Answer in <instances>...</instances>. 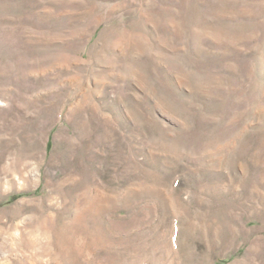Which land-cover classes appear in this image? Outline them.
<instances>
[{
	"label": "rangeland",
	"instance_id": "374dc122",
	"mask_svg": "<svg viewBox=\"0 0 264 264\" xmlns=\"http://www.w3.org/2000/svg\"><path fill=\"white\" fill-rule=\"evenodd\" d=\"M0 264H264V0H0Z\"/></svg>",
	"mask_w": 264,
	"mask_h": 264
},
{
	"label": "bare ground",
	"instance_id": "6f19581e",
	"mask_svg": "<svg viewBox=\"0 0 264 264\" xmlns=\"http://www.w3.org/2000/svg\"><path fill=\"white\" fill-rule=\"evenodd\" d=\"M63 233H64V232H63ZM62 238H63V236H62ZM65 240H66V239H65ZM59 244H60V246H61L60 248H62V250L64 251V253H65V251L69 252V250L71 249V248L69 249V245H68V243H67L66 241H64V240H61V242H60ZM59 244H58V245H59ZM74 250H75V249H74ZM67 252H66V253H67ZM64 253H62V254H64ZM72 253H74V251H73ZM72 253H71V254H72ZM62 254H61V255H62ZM59 255H60V253H59ZM57 256H58V253H57ZM67 257H68V256H67ZM73 258H74V257H73Z\"/></svg>",
	"mask_w": 264,
	"mask_h": 264
}]
</instances>
